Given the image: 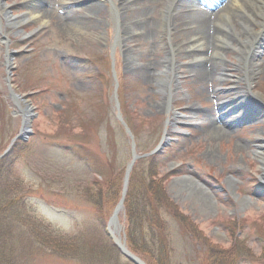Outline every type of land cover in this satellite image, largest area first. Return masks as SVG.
<instances>
[{
    "label": "rangeland",
    "instance_id": "obj_1",
    "mask_svg": "<svg viewBox=\"0 0 264 264\" xmlns=\"http://www.w3.org/2000/svg\"><path fill=\"white\" fill-rule=\"evenodd\" d=\"M129 1L0 0V9L6 4L15 16L42 8L36 15L40 21L24 19L14 26L0 17V154L21 127L22 113L10 97V87L31 93L33 106L24 146L15 142L0 157L15 146L0 170V194L14 213L7 218L17 219L11 225L15 237L23 227L28 241L25 249L11 245L13 264H125V258L112 262L107 248L115 245L107 223L131 158L130 139L115 117V83L118 111L136 153L153 149L164 130L166 146L159 165L146 160L154 153L135 159L137 168L127 181V207L123 202L117 213L114 234L130 250L126 241L132 219L142 218L144 226L149 222L152 227L140 224L135 231L146 232V239L156 245L169 242L174 264H211L219 252L223 264H264V168L256 153L264 145V102L238 101L232 81L196 77L209 63L190 62L193 56L184 51L187 34L199 24L189 30L181 10L170 8L168 30H163L157 22L163 5ZM181 1L194 6L184 14L196 17L212 18V8L225 4ZM120 25L128 31L122 42L117 39ZM228 49L223 62L241 78L239 53ZM168 53L174 58L170 70L178 79L169 83L173 91L165 95L157 90L155 75L168 70ZM204 55L210 58V50ZM258 60L261 71L251 89L264 97V45ZM235 82L238 87L245 84ZM120 170L119 199L107 210L109 198H103L100 219L88 200L97 199V189L104 191ZM181 177L202 184L212 194L213 206L208 209L177 188ZM156 192L165 196L155 197L159 217L142 216L139 201ZM134 194L139 197L133 199ZM132 199L136 207L129 210ZM174 207L190 224L180 221L176 212L174 216ZM159 223L161 229H154ZM41 235L54 238L64 249L46 248L38 242Z\"/></svg>",
    "mask_w": 264,
    "mask_h": 264
},
{
    "label": "bare ground",
    "instance_id": "obj_2",
    "mask_svg": "<svg viewBox=\"0 0 264 264\" xmlns=\"http://www.w3.org/2000/svg\"><path fill=\"white\" fill-rule=\"evenodd\" d=\"M67 0H63V2ZM135 1L140 0H131L127 4H130ZM147 2L148 7L149 2H155L157 4L163 5L161 9V17L156 19L159 26L161 25L163 30L167 29V15L171 7H175L177 13L184 16L183 21L185 26H189V30L193 24H199L197 29L191 30L187 34V49L184 48V51L188 55L193 56L190 59V62H207L208 67L203 69L202 72H197L196 77L204 80H220V81H232L231 90L235 91V97L238 101L244 102L249 100L251 103L256 99L261 102H264V97L258 95L251 89V82L254 77L261 71L260 63L258 60V54L260 53L261 48L264 45V0H225V4L222 7H219L214 11L215 15L211 18V15L203 16H194L184 13L192 12L194 7L191 3L189 5L185 4L184 1L177 2V0H142ZM180 4L179 7L175 4ZM123 6L117 7V11L122 10ZM9 7L5 4L2 9H0V17H3L6 24L18 25L22 23L24 19H33L40 21L39 17L36 15L42 13V8L37 6L31 11L29 10L23 17L12 15L8 12ZM176 13V14H177ZM145 15L144 11L142 12ZM211 18V19H210ZM123 19V18H122ZM133 25V22H132ZM160 26V27H161ZM206 26V30L204 27ZM120 32L117 33V39L122 42L127 38L126 34L128 31L125 29V26L120 25ZM212 30L208 33L207 30ZM168 30V29H167ZM206 31V32H205ZM123 39H120V38ZM210 41V45L208 41ZM208 40V41H207ZM225 48L228 50H236L238 65L240 66L242 76L241 78H235L230 72V69L227 68L226 64L223 62L222 55L225 53ZM204 49L210 50L211 59L205 56ZM175 51L171 49L170 52ZM168 52V51H167ZM213 57V58H212ZM226 58V57H225ZM173 57L171 53H168L165 60L166 64L169 66L168 70L165 69V72H157L155 75V85L157 90L163 92L165 95L170 94L173 91L169 87V83L177 82L178 75L174 74L170 69L174 65ZM149 71V70H146ZM148 73V72H146ZM203 76V77H202ZM234 80H231V78ZM149 79V74L147 75ZM176 79V80H174ZM244 81L243 87H238V83L235 81ZM154 81V80H153ZM235 82V83H234ZM13 90V88H11ZM243 91V92H242ZM169 99V98H168ZM245 104L248 105L247 102ZM170 106L167 105V110H170ZM174 110H172V114ZM175 113L173 114V117ZM264 144V142H263ZM259 151H256L259 160L261 161L262 167L264 168V145L257 147ZM264 178V169L263 174L260 175V179ZM177 188L183 189L189 193V196H192L196 201H200L202 205L210 209L213 206V196L210 192L201 185L195 183L190 178H184L180 181L175 182Z\"/></svg>",
    "mask_w": 264,
    "mask_h": 264
},
{
    "label": "trees",
    "instance_id": "obj_3",
    "mask_svg": "<svg viewBox=\"0 0 264 264\" xmlns=\"http://www.w3.org/2000/svg\"><path fill=\"white\" fill-rule=\"evenodd\" d=\"M25 142H21L20 140L16 141V145L18 144H22L24 146ZM14 146V147H15ZM12 148L11 152L4 156L3 158L0 159V170L3 168V163L5 160L9 159L10 154L11 157L13 156L14 152ZM162 152L156 153L152 156H150L148 159H146L147 161H150V164L154 163L156 165H159L163 162V158H160ZM137 163L135 162V164L132 167L131 170V174L134 173V171L137 168ZM121 176H122V171H118L117 174L115 175V178L113 181H111L110 183H108L106 186V189L103 191L101 188H98L97 190V199H93L90 198L91 203H93L96 206V211H97V215L100 219L104 218L101 214L104 213V206H102V200L103 198L107 197L109 198L106 203L108 202V206H107V210L110 209V207H112L116 201L119 199V195H120V188H121ZM120 182V183H119ZM159 185V184H158ZM160 190V189H159ZM157 195H162L164 198L165 196L161 193H150V195H145L140 201H139V206L142 207V216L143 214H155L157 217H159V209L160 206L156 200V196ZM3 196V193L0 194V264H13V256L14 255V250L12 249L11 245H16V247H20V248H24L26 246V243L28 240V236H27V232L23 227L19 228V231H16V235H18L17 237H15V232L12 229L11 225L14 223H17L16 220L17 219H11V218H7V217H12L14 213L10 212L11 206L9 205V203H5L3 202V200H1V197ZM139 197V195L134 194L132 196V198H136ZM133 199L131 200V202L133 201ZM156 200V201H155ZM135 202V200L133 201ZM132 202V204H133ZM125 207H127V199L125 197ZM129 206V204H128ZM135 204L131 205V209L129 210H134L135 209ZM175 212L177 213V217L180 219V221L185 222L186 225L190 224L189 220L186 217L181 215V213H178V211L175 209V207L173 208V213L175 216ZM130 214V212H129ZM14 220V221H13ZM132 228L135 231V229L138 227V225H143V229L148 228V227H152L151 224L149 222L146 223V225L144 226V222L142 221H136L134 218L132 219ZM157 222H159V219H156ZM18 225V224H17ZM17 225H15L14 227H16ZM159 227L154 226V229H161V223L158 224ZM128 232V240L126 241L128 248L136 253L137 255H139L143 260L146 261L147 264H174L172 261V248L169 244V242H165L164 240H161L159 244H155V243H151L154 242L153 240H151L150 242L148 241V239H146V232H136V236H134L132 234V231ZM36 236V235H35ZM40 237V238H39ZM39 240L38 242L43 243L45 245L46 248L48 249H64L63 247L59 246L58 244L54 243L55 239L54 238H48L45 236H39ZM44 237V238H43ZM20 242H17V241ZM39 243V245H40ZM111 249L112 254H111V261L112 262H117V260H119L120 258H125V264H134L131 260L127 259L126 257H124L119 249L114 245H108L107 248ZM5 252H7L6 254H4ZM212 255V254H211ZM64 256V255H63ZM67 256L72 257L73 255H70L67 253ZM213 259L211 258V264H223V259H220V257H222L223 255L219 252V254L214 253L213 255ZM5 258V259H4ZM23 258V256H22ZM24 260H26L24 258ZM27 264V263H25ZM227 264V262L225 263Z\"/></svg>",
    "mask_w": 264,
    "mask_h": 264
},
{
    "label": "water",
    "instance_id": "obj_4",
    "mask_svg": "<svg viewBox=\"0 0 264 264\" xmlns=\"http://www.w3.org/2000/svg\"><path fill=\"white\" fill-rule=\"evenodd\" d=\"M7 73L9 74V71ZM10 97H11L12 101L14 102V104L21 110V113H22L21 127H20L18 133L10 140L8 146L3 151V153L0 154V157L9 151V149H10V147L13 144L15 139L20 138V139L25 140V138H26L25 132H27V128L30 125V118L32 117L31 110H32L33 106L31 104L30 99L28 98V93H19L17 91H14V88L12 90L10 87ZM114 101H115V107L117 110L116 111V117L124 125L125 131L127 132V134L130 137L131 158H130V160L127 163L126 168H125L121 197H120L119 201L116 203V205L112 211V214L108 219L107 231H108V234L110 235V237L113 239V241H114L115 245L117 246V248L119 249V251L122 253V255H124L126 258H128L129 260H131L135 264H145V262L143 260H141L138 256H136L135 254H133L131 251H129L127 249V247L125 246V243L122 239H120L119 237H117V235L114 234V231H115L114 228H115L116 222H117V213L123 207V198H124L125 191H126L128 175H129V172L131 170V167H132L135 159L139 157V155L135 151V146H134V141H133L132 135H131L129 129L127 128V126L125 125V123L123 122L120 114H119L115 92H114ZM162 146H163V143L161 140L152 150H150L147 153L142 154V156H146V155L155 153V152L159 151V149ZM184 178L188 179V177H181L179 179H176V181H180ZM262 179H264V178H262ZM192 181H194V180H192ZM194 182L197 183L196 181H194ZM197 184H199V183H197ZM199 185L204 187L202 184H199ZM111 227H113V228L111 229Z\"/></svg>",
    "mask_w": 264,
    "mask_h": 264
}]
</instances>
